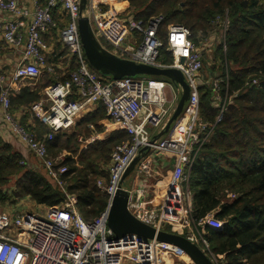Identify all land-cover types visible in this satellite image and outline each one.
Here are the masks:
<instances>
[{
    "label": "built area",
    "instance_id": "obj_1",
    "mask_svg": "<svg viewBox=\"0 0 264 264\" xmlns=\"http://www.w3.org/2000/svg\"><path fill=\"white\" fill-rule=\"evenodd\" d=\"M19 2L0 0V14L11 17L0 22V39L19 53L14 69L0 73V112L9 131L35 157L47 178L61 189L64 200L56 206H39L40 210L26 213H19L17 205L0 210V264H160L167 252L182 254L174 246L136 235L115 240L107 219L119 190L128 195V212L156 230L171 226V232L178 233L179 217L189 218L190 209L184 207V200L187 205L191 202L186 173L212 134V128L199 117L200 88L206 84L203 52L190 41L189 29L168 25L163 43L159 37L164 24L162 16L135 20L114 10L108 0H86L82 13L96 41L111 55L135 64L175 69L182 74L189 88L188 100L168 131L156 137L155 133L175 111L181 94L179 86L175 88L165 78L136 76L115 80L94 71L85 58L78 34L80 0H45L44 4L33 0L31 13L21 10ZM57 7L67 19L60 31V41L76 69L68 80L55 81L44 88L42 99L32 105L31 111L49 130L37 139L11 113L10 97L20 91L23 80H34L43 72L54 74V67L47 65L42 52V36L55 26L52 13ZM29 15V22L22 19ZM163 49L171 57L169 65L161 61ZM214 79L210 83L213 91L223 82L222 77ZM213 95L219 99V95ZM99 105L104 107L107 120L101 134H94L89 142L108 138L114 130L125 132L129 139L114 147L106 167L107 178H99L95 183L106 198L104 210L98 217L86 220L76 207V196L66 193L63 155L52 157L48 145L54 133L72 129L78 119ZM139 156L134 172L141 179L152 175L161 157L172 160L163 178L164 192L159 189L157 195V189H153L148 204L143 188L133 186L128 190L122 181L127 168ZM203 225L220 230L223 223L211 216L197 226ZM204 234V231L193 234L200 244L186 238L197 244L212 264H220L203 240Z\"/></svg>",
    "mask_w": 264,
    "mask_h": 264
},
{
    "label": "trees",
    "instance_id": "obj_2",
    "mask_svg": "<svg viewBox=\"0 0 264 264\" xmlns=\"http://www.w3.org/2000/svg\"><path fill=\"white\" fill-rule=\"evenodd\" d=\"M123 1L127 5L124 15L135 20L164 18L159 31L163 43L166 27L171 24L188 28L190 41L200 50L217 36L216 27L222 29L215 51L224 63L223 73L216 74L223 78L219 99L207 83L200 88L199 117L212 128V134L186 173L192 202L189 219L196 234L205 232L203 240L220 264H264V0ZM63 20L65 26L67 19ZM64 26L55 24L48 32L55 31L53 37L59 39L56 31ZM56 44L61 52L59 57L66 55ZM162 51L161 61L169 65L171 57ZM213 59L215 62V56ZM214 62L211 75L215 74ZM47 63L52 65V61ZM70 63L65 77L57 79L56 71L51 78L44 74L47 80L40 89L24 88L10 97L11 113L23 110L21 125L37 139L49 130L30 109L39 102L44 88L55 81L68 80L76 69L74 61ZM106 120L105 109L99 105L80 125H91L100 133ZM84 130L87 132L86 127ZM59 132L49 142L51 152L61 151L71 138L79 139L78 143H82L79 148H87L84 141L89 138H78L80 133L68 137ZM128 139L125 132L114 130L108 138L92 141L93 149L87 157L77 160L69 153L63 155L67 168L62 176L65 190L76 196V207L84 219L92 220L104 210L106 198L95 183L99 178H107L106 167L112 150ZM24 199L38 207H53L64 200V194L39 169L30 166L20 152L0 139V210L16 206ZM209 216L223 223L220 230L197 226ZM164 230L171 232L168 227Z\"/></svg>",
    "mask_w": 264,
    "mask_h": 264
},
{
    "label": "water",
    "instance_id": "obj_3",
    "mask_svg": "<svg viewBox=\"0 0 264 264\" xmlns=\"http://www.w3.org/2000/svg\"><path fill=\"white\" fill-rule=\"evenodd\" d=\"M86 0H80V17L78 20V34L85 58L89 66L103 77H110L119 80L124 77L146 76L155 78H165L181 89V94L174 113L166 124L167 132L171 124L181 114L185 102L188 100L189 88L185 83L182 74L175 69H158L146 65L135 64L128 60L119 59L101 48L96 41L89 25L88 19L82 15L85 10ZM245 6V2H243ZM208 63V59L203 57V67ZM215 78V76H214ZM140 156L135 158L127 168L122 181L134 171L140 160ZM128 195L125 191L119 190L112 200L109 211L107 225L118 240L128 235H136L145 240H155L180 249L193 264H212L204 251L186 237L165 230L155 228L139 221L127 210Z\"/></svg>",
    "mask_w": 264,
    "mask_h": 264
},
{
    "label": "crops",
    "instance_id": "obj_4",
    "mask_svg": "<svg viewBox=\"0 0 264 264\" xmlns=\"http://www.w3.org/2000/svg\"><path fill=\"white\" fill-rule=\"evenodd\" d=\"M38 1H39V3L42 4L44 0H38ZM108 2L114 10L122 12V13H124L126 8H127V5L123 0H111V1L108 0ZM19 6H20L21 10L27 11L28 13H31L33 10V7H34L33 6V0H20ZM52 14H53L54 23L57 24L58 27H61V26L63 27L64 26V20H63L64 15L61 12L60 8L57 7L53 11ZM10 18L11 17L8 15L0 14V22L9 20ZM22 19L29 22L31 19V16L29 15L28 17H23ZM54 27L52 29H54ZM54 33H55V31L52 33L47 32L46 34H44L42 36V39L44 41V48L42 49V52L45 55L46 63H47V60L52 61V66L54 67V70L56 71V78L59 79V78L65 77L67 69L70 68L71 63L69 61L68 56H70V55H68V52H66V55H62L61 57H59V55H61V52L58 51L57 47L53 43V39H54L53 34ZM58 33L60 35V31L59 32L56 31V36ZM61 51H63V49ZM18 58H19V53L17 52V50H15L12 47L7 46L0 39V73L12 71L17 64ZM47 65H49V64L47 63ZM44 74H46V76H48L49 78H51V76H52L50 74L43 72L38 78H36L34 80H23L20 83V90L24 89V88H29L31 90L40 89L41 88L40 86L44 83V80L45 81L47 80V77L43 76ZM173 86L176 88L175 84H173ZM41 99H42V96H41ZM97 108H98V106L93 111L87 113L86 115L94 112ZM22 112H23V110H17L16 112L12 113L16 117V120L20 124H21V119H22ZM30 113H32V115L34 114L32 111H30ZM85 116L81 117L78 120L81 121ZM78 120H77V122H78ZM40 122H42V121L40 120ZM27 124H29V121L27 122ZM89 127L91 128L92 135L97 134V132L95 131V129L91 125ZM165 127H166V125L164 127H162L161 130L157 131V133H155L156 137H160L161 135L164 134ZM89 138H91V137H89ZM0 139L4 142L10 144L16 151L20 152L22 154V156L24 157V159L27 161V163L30 164V166H32L35 169H39L42 174H45L44 170L41 168V166L39 165V163L35 159V157L26 149V147L21 143V141L9 131L7 124L4 123V121L2 119L1 112H0ZM84 142H87V140ZM171 165H172L171 158L161 157L158 165L155 167V170L152 172V175L150 176V178H142L141 179V178H136L135 175H133L131 180H130L129 187H125V188H127L128 190H130L133 186L143 188L147 194L146 195V203L148 204L150 202V196H151L150 193L153 189H157V195L160 194L159 189L164 192V190H163V185H164L163 176H161V179H158V178H160V173H159L160 167L169 166L171 168Z\"/></svg>",
    "mask_w": 264,
    "mask_h": 264
},
{
    "label": "rangeland",
    "instance_id": "obj_5",
    "mask_svg": "<svg viewBox=\"0 0 264 264\" xmlns=\"http://www.w3.org/2000/svg\"><path fill=\"white\" fill-rule=\"evenodd\" d=\"M109 1H111V0H109ZM216 30H217V36L211 38L210 41L208 42V44L201 46L202 47L201 52H203V57H205L206 59H208L207 65L203 67V70H204L203 71V75L206 78V83L208 84V86H211L210 85L211 81L215 80L214 79V76L216 78L217 75H221L223 73V71H224V63L221 62V60L219 59L218 55H215V51L219 47V40H220V38L222 36L223 31H222V29L220 30V28L218 29L217 27H216ZM53 43H54V45H55V43H57L56 45L57 46L59 45L58 46L59 49H63V51L65 53L67 52V49L62 45V43L60 41V37H59V39L58 38L57 39L54 38L53 39ZM214 56H215V59H216L215 62H214V59H213ZM213 62L215 63V65H214L215 66V70H214V73L215 74L211 75L210 68L212 67V63ZM211 91L213 93H215L216 97H217V95H219L218 94L219 93L218 92L219 91V88H215L214 91L211 89ZM167 95H168V93H167ZM36 118L40 121V119L38 117H36ZM80 123H81V121L78 120L77 125L75 127H73L70 130L60 131L59 132L60 135H65V136L71 137L72 134H75V133H78L79 134L80 133V135L78 136V138L79 137H81V138H89V137H91L92 138L93 135L91 133V128L88 127V126L80 125ZM84 127H86L87 132L84 130ZM94 129L97 131V134L96 135L101 134V132L100 133L98 132V129L96 127H94ZM76 138H77V135H76ZM104 139H106V138H102V137L99 138V140H104ZM78 140L79 139H77V141H76V140H73V138H71V142L68 145H66L65 148H64V144L62 145L63 148L61 149V151H59V152H51L50 151L51 156L52 157H55V156H57L59 154L66 155V154L69 153L71 155V157H74L77 160H79L80 157H87V155L93 149V146H91V145L94 144L96 140L93 143V142H89L90 141V138L87 139L88 142L86 143V147H87L86 149H81L82 147L79 148V146H81L82 143H78ZM82 155H86V156H82ZM169 169H170L169 166L160 167V170H159L160 178H158V179H161V176H163V178H164V176L166 175L167 170H169ZM133 175H135V172L134 171L131 172L124 179V181H123V186L124 187H129L130 180H131V178H132ZM97 178H99V177L97 176L96 178H94V180H96ZM102 178H104V177H102ZM181 190L183 191L182 188H181ZM191 203L192 202H190V204L187 205L186 204V201L184 200V207L188 206L189 209H191ZM8 208L9 209H13V208H15V206H11V207H8ZM40 209H41L40 207H38L37 205H35L29 199L22 200V202L19 203L17 205V207H16V210H18L19 213H26V212L36 211V210H40ZM209 217H211V216H209ZM210 222L213 223L212 221H210ZM178 225H176V229H177V232L178 233H180L182 236L192 238L195 243L200 244L199 243L200 241L199 240H196V237L193 235V234L196 235V233L194 232L193 228L191 227V223L189 221L188 215H183L182 216V219L179 217V219H178ZM168 227L170 228V230L172 229L171 226H168ZM165 228H167V227H165ZM160 264H193V263L183 253L181 254V253H178V252H176V253L167 252L166 254L162 255V257H161V263Z\"/></svg>",
    "mask_w": 264,
    "mask_h": 264
}]
</instances>
